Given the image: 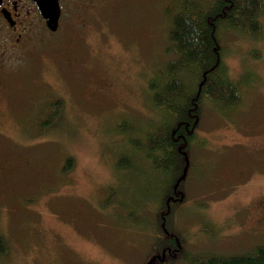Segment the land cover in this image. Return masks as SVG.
<instances>
[{
    "label": "rangeland",
    "instance_id": "rangeland-1",
    "mask_svg": "<svg viewBox=\"0 0 264 264\" xmlns=\"http://www.w3.org/2000/svg\"><path fill=\"white\" fill-rule=\"evenodd\" d=\"M95 1L87 11L88 0H66L60 30L0 70V264H149L154 245H169L161 217L182 250L152 264H208L264 246V219L257 228L250 216L264 204V9L259 36L219 32L230 78L247 85L243 102L231 114L201 103L199 141L182 162L183 201L165 209L158 196L176 174L134 167L132 141L161 121L147 83L156 60L170 59L161 11L171 0ZM56 100L61 117L43 130L40 109ZM122 157L132 164L117 172Z\"/></svg>",
    "mask_w": 264,
    "mask_h": 264
},
{
    "label": "trees",
    "instance_id": "trees-1",
    "mask_svg": "<svg viewBox=\"0 0 264 264\" xmlns=\"http://www.w3.org/2000/svg\"><path fill=\"white\" fill-rule=\"evenodd\" d=\"M263 9V0H171L167 7L166 5L162 7L163 17L170 23L168 38L165 37L167 45L162 49L164 52L162 55L163 57L167 55L170 59L167 63L163 62L162 57L156 60L147 83L149 107L154 109L152 118L154 121L156 119L161 121L152 131L145 133L141 138L133 139V146L138 151L134 158V167L142 164L148 166L146 163H149L157 175L176 174V177H180L183 173L182 162L188 159L191 144L199 141L195 132L201 117V103L207 100L211 103L216 102L219 110L229 114L241 105L247 85L230 78L218 45L219 32L227 28L259 36L262 31L260 15ZM48 106L49 113L44 112L43 106L38 115L43 130L56 127L61 117L60 100L53 101ZM119 125L117 128L121 129V133H125L127 129L122 123ZM143 158L146 161L140 162L139 159ZM73 163L74 160L68 158L63 172L70 171ZM131 164L130 158L122 157L116 163V170L125 171ZM176 177L172 179V183L170 181L166 184L167 190L162 193V197L158 196L159 202L162 203L166 194L165 209H169V206L173 209L174 202L183 201L182 193L172 188V184H176ZM136 199L142 207L148 205L151 200L143 195H138ZM164 218L161 217L162 226L165 224ZM140 220L143 225L139 223ZM156 221L157 219L154 226ZM135 225L139 228L144 227L145 220L138 217ZM162 230L164 235H170L167 238L169 245L157 244V247L154 245L153 253L155 256L161 251H166L167 257L170 258L169 248L178 249L179 253L182 245L177 235L170 232L169 223ZM6 253L5 241L0 237V256ZM207 262L264 264V246H257L251 252L239 256H211Z\"/></svg>",
    "mask_w": 264,
    "mask_h": 264
},
{
    "label": "flooded vegetation",
    "instance_id": "flooded-vegetation-1",
    "mask_svg": "<svg viewBox=\"0 0 264 264\" xmlns=\"http://www.w3.org/2000/svg\"><path fill=\"white\" fill-rule=\"evenodd\" d=\"M94 2V3H92ZM66 0H60L62 23ZM100 3L88 0L86 10L96 9ZM38 3L35 0H0V70L23 53L29 52L34 43L51 36ZM1 72V71H0ZM6 76L0 77V88L5 84ZM258 214H250L258 228L264 219V204L257 207Z\"/></svg>",
    "mask_w": 264,
    "mask_h": 264
},
{
    "label": "water",
    "instance_id": "water-1",
    "mask_svg": "<svg viewBox=\"0 0 264 264\" xmlns=\"http://www.w3.org/2000/svg\"><path fill=\"white\" fill-rule=\"evenodd\" d=\"M38 3L39 9L44 17V19L47 22L48 29L55 33L58 31L59 28V21L61 17V9H60V0H35ZM186 172V169L184 173ZM185 178V174L181 175L175 186L174 189L177 190L179 185L183 182ZM181 200H183V196L181 197ZM164 227V224H163ZM162 260L166 259V251L162 252V255H155L154 258L151 260L149 264H152L154 260Z\"/></svg>",
    "mask_w": 264,
    "mask_h": 264
}]
</instances>
